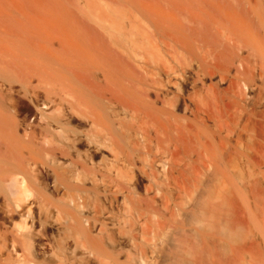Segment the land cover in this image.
<instances>
[{
  "label": "bare ground",
  "instance_id": "bare-ground-1",
  "mask_svg": "<svg viewBox=\"0 0 264 264\" xmlns=\"http://www.w3.org/2000/svg\"><path fill=\"white\" fill-rule=\"evenodd\" d=\"M48 231L45 264H264V0H0V264Z\"/></svg>",
  "mask_w": 264,
  "mask_h": 264
},
{
  "label": "rangeland",
  "instance_id": "rangeland-1",
  "mask_svg": "<svg viewBox=\"0 0 264 264\" xmlns=\"http://www.w3.org/2000/svg\"><path fill=\"white\" fill-rule=\"evenodd\" d=\"M51 233V234H50ZM58 232H53V231H48V238H50L51 239V241H53V244L54 243H56V244H58V238H60V236H59V233L57 234ZM58 238H57V237ZM52 237V238H51ZM60 240V239H59ZM55 248V249H54ZM58 249H59V245L57 246V249H56V245L54 244V247L52 246H48V248H46L45 250H43V252H41V254L39 255V257L37 258V260L39 261V263L40 264H45V262H46V260H52V261H58V259H60V257H55V255L56 256H58L59 254V252H60V250L58 251ZM54 250H55V252H54ZM56 252H58V253H56ZM53 255V256H52ZM56 258V260H54L55 258Z\"/></svg>",
  "mask_w": 264,
  "mask_h": 264
}]
</instances>
